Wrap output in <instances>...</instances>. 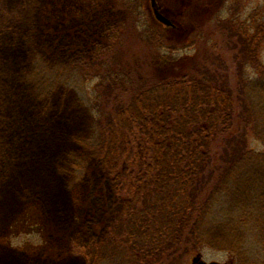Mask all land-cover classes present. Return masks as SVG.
<instances>
[{
	"label": "trees",
	"instance_id": "obj_1",
	"mask_svg": "<svg viewBox=\"0 0 264 264\" xmlns=\"http://www.w3.org/2000/svg\"><path fill=\"white\" fill-rule=\"evenodd\" d=\"M72 1L59 15L69 18L75 8L73 19L79 16V23L71 27V36L84 39L76 45L82 52L71 61L69 73L78 90L88 74L96 78L91 92L78 91L91 120L80 140L86 157L72 161L73 169L88 170V176L99 166L120 197V209L105 239L80 243L70 238L74 244L69 248L84 253L87 264H99L108 249L122 248L131 264L147 263L149 256L159 264L160 253L173 256L194 247L228 250L235 264H243L253 246L264 249V186L255 184V176L253 185L250 175L264 169V152L248 148L245 131L252 118L246 119L245 110L241 119L236 113L252 90L255 103L257 83L263 80L233 86L228 73L210 59L214 52L200 27L190 38L197 46L192 52L184 40L166 35L173 30L139 10L148 19L144 32L152 35L146 43L149 53L128 56L118 45L126 28L118 4L75 0L73 7ZM95 19L114 22L101 28ZM254 25L262 30L264 21L255 19ZM238 35L246 36L244 31ZM67 67L62 63L51 77L64 78ZM35 79L39 88L50 85ZM257 115L256 109L253 120ZM83 199L84 190L77 191L76 200ZM34 207L28 205L12 226L20 228V220L36 222Z\"/></svg>",
	"mask_w": 264,
	"mask_h": 264
},
{
	"label": "rangeland",
	"instance_id": "obj_2",
	"mask_svg": "<svg viewBox=\"0 0 264 264\" xmlns=\"http://www.w3.org/2000/svg\"><path fill=\"white\" fill-rule=\"evenodd\" d=\"M70 1L0 0V264H17L18 260L24 264H87L84 253L69 245L76 238L80 243L89 242L90 237L105 239L118 217L120 197L103 170L96 166L87 176L88 170L83 173L73 169L72 161L86 157L80 140L88 132L91 115L79 102L80 89L69 73L71 61L82 52L76 45L84 39L74 32L71 36V27L79 23V16L73 19L75 8L69 18L59 15ZM105 1L122 8L118 16L126 21V28L118 36V45H124L126 55L149 53L146 43L152 35L149 30L144 32L149 27L146 13L156 17L164 28L178 30L177 34L170 31L166 35L184 40L188 44L185 49L192 52L197 46L190 38L200 27L214 52L210 59L217 62L219 71L228 73L233 86L241 81L250 85L263 80L257 83L255 103L252 90L247 105L236 114L241 119L245 110L246 119L252 118L245 131L247 146L253 152H264V30H256L251 19L261 11L264 0ZM154 1L161 15L170 17V23L156 16ZM137 10L144 14L139 15ZM175 17L178 23L174 25ZM99 21L95 19L101 28L114 22ZM238 31L246 36H239ZM62 63H69L67 70L62 69L68 75L54 80L51 76L57 74ZM38 76L50 85L39 88L35 83ZM95 81L93 74H88L81 94L91 92ZM256 109L259 120L257 116L253 120ZM90 165L89 161L87 169ZM250 175L253 185L255 176V184L264 186V169ZM80 190H84V199L78 201L76 192ZM30 204L35 205L36 222L24 224L20 220L21 227L16 229L12 224ZM109 250L99 264L132 263L122 248L112 253ZM167 253H160L163 260L159 264H193L198 253L206 262L235 264L232 253L217 248H188L173 256ZM2 257L12 259L8 263ZM151 258L142 264H154ZM243 264H264V249L253 246Z\"/></svg>",
	"mask_w": 264,
	"mask_h": 264
},
{
	"label": "flooded vegetation",
	"instance_id": "obj_3",
	"mask_svg": "<svg viewBox=\"0 0 264 264\" xmlns=\"http://www.w3.org/2000/svg\"><path fill=\"white\" fill-rule=\"evenodd\" d=\"M153 5H154V9L157 12V14L160 15L161 18H163L165 21L168 20V22L170 23V21H169L170 20V17L161 15V12L159 11V9H158L157 4L155 3V1H154ZM254 14H252V16H251V19H253V24H254L255 19H258V18H261V20L264 21V6L262 7V12L261 13H258L257 12L256 15H254ZM165 17L168 18V19H166ZM173 23H174V25L177 23V17H175L173 19ZM263 30H264V28L262 29V31ZM200 262H201L200 259H197V260H195V262L193 264H201Z\"/></svg>",
	"mask_w": 264,
	"mask_h": 264
},
{
	"label": "bare ground",
	"instance_id": "obj_4",
	"mask_svg": "<svg viewBox=\"0 0 264 264\" xmlns=\"http://www.w3.org/2000/svg\"><path fill=\"white\" fill-rule=\"evenodd\" d=\"M4 258H6V259H4ZM2 259H3V261L6 260V261L9 263V262L11 261L12 258L9 259L8 257H2ZM15 262H16L17 264H24V262L21 263L19 260H18V261H15ZM18 262H19V263H18Z\"/></svg>",
	"mask_w": 264,
	"mask_h": 264
},
{
	"label": "water",
	"instance_id": "obj_5",
	"mask_svg": "<svg viewBox=\"0 0 264 264\" xmlns=\"http://www.w3.org/2000/svg\"><path fill=\"white\" fill-rule=\"evenodd\" d=\"M198 256H200V255H198ZM202 264H222V263L219 261H212V262H202Z\"/></svg>",
	"mask_w": 264,
	"mask_h": 264
}]
</instances>
